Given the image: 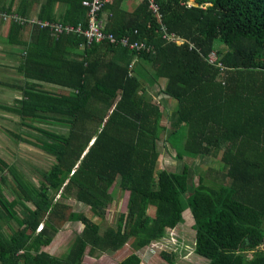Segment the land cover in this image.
<instances>
[{"label":"trees","instance_id":"16d2710c","mask_svg":"<svg viewBox=\"0 0 264 264\" xmlns=\"http://www.w3.org/2000/svg\"><path fill=\"white\" fill-rule=\"evenodd\" d=\"M36 1L0 0V15L8 16L0 17L2 37L21 47L16 69L22 76L21 84L6 83L20 94L1 107L37 131L36 146L54 160L35 185L0 157V264H82L86 254L126 243L131 253L112 264H140L136 251L181 223L187 208L193 251L205 264H264V0H155L160 18L146 0L131 11L122 8L125 0L105 4L104 29L143 41L147 48L138 50L87 45L75 33L56 36L49 27L18 22ZM81 2L42 0L37 16L85 26ZM56 4L63 6L57 14ZM165 31L184 42L166 40ZM210 52L221 66L207 62ZM160 78L161 92L175 100L168 124L143 86ZM35 122L59 123L67 132ZM162 134L175 158L219 154L222 169L209 178L198 174L196 184L186 163L178 171L158 169ZM115 182L128 192L126 212L103 230L63 202L73 198L103 219ZM66 220L81 230L63 255H52L43 248ZM160 254L176 264L172 254Z\"/></svg>","mask_w":264,"mask_h":264},{"label":"rangeland","instance_id":"374dc122","mask_svg":"<svg viewBox=\"0 0 264 264\" xmlns=\"http://www.w3.org/2000/svg\"><path fill=\"white\" fill-rule=\"evenodd\" d=\"M193 2L194 0L186 1L188 4H192ZM126 5L129 8L134 6V4L128 3ZM2 27L0 24V157L8 163L14 164L23 177L38 185L40 171L47 169L54 158L36 146L38 139L42 138L37 131L21 126L19 124V117L16 114L1 107L3 104H13L15 98H18L20 94L18 90L7 86L6 83L21 84L22 82V76L16 69L19 63L18 59L21 47L10 45L3 40ZM218 47L225 49L223 46ZM162 80V78L158 79L151 86H148L144 82L143 86L146 89L145 94L154 102L161 105L163 109L162 123L168 124V119L175 107V100L161 92L165 83ZM46 88L49 89L51 87L47 86ZM33 124L63 134L67 132V127L59 123L48 124L35 122ZM14 134H19L21 138H17ZM157 149L159 151L158 169L167 168L172 171H178L181 169L183 163H186L194 171L192 176L194 184L198 181V174L203 173V177L209 178L218 175L216 169H222L219 154L213 157L206 156L193 159L190 157H184L183 159L175 158L174 149L164 142V134L157 141ZM4 173L8 175L9 172L6 169ZM9 178L12 179L10 175H8ZM110 190L113 193V200L106 206L103 219L94 215L87 205L73 198L64 199L63 202L69 205L70 211L84 213L92 221L97 222L101 230H103L106 226L115 225L119 213L126 212L128 192L121 190L117 182L112 185ZM4 192L8 199L12 198L7 190H4ZM148 211L152 212V208L148 209ZM65 212H68V209ZM182 216L183 220L181 223L177 224L174 228H166L162 237L136 251L141 258L140 264H168L162 254H160L161 251L172 254L176 264L206 263L205 258L195 254L193 251V219L188 208L183 211ZM10 225L12 228L17 227L15 222H10ZM4 227L7 232L10 231L7 226L4 225ZM81 227L82 225L79 222L67 220L62 222L58 225V231L54 234L51 243L43 249L52 255H63L76 234L80 232ZM129 245V243H126L119 250L105 251L95 257L86 254L83 257L82 264H112L131 253L132 249ZM246 254L250 255L251 252H247Z\"/></svg>","mask_w":264,"mask_h":264},{"label":"built area","instance_id":"2783aa9c","mask_svg":"<svg viewBox=\"0 0 264 264\" xmlns=\"http://www.w3.org/2000/svg\"><path fill=\"white\" fill-rule=\"evenodd\" d=\"M111 1L112 0H82L81 4L87 10V21L85 26H82L81 24H77L76 26H73L68 24L66 25L53 24L49 22H42L41 26L49 27L55 35L61 33H75L77 35H80L83 37V39L85 40V44L87 45L93 42L95 43L108 42L112 44H120L122 46L135 50L142 48L146 49L147 47L143 41H129L125 36L117 37L112 32L106 31L104 29V23H102L100 19V12L103 6ZM146 1L148 8L157 16V18H160V13L158 11V5L156 1L155 0H146ZM163 36L166 40L173 41L177 44H181L182 42H184V39L181 38L179 35L175 34L174 32L165 31ZM215 59L216 58L214 52H210L206 56V60L208 63L213 65L217 64L218 66H221L220 63H215ZM41 228H42V224H38L36 227V231L41 230Z\"/></svg>","mask_w":264,"mask_h":264},{"label":"crops","instance_id":"0c3cea01","mask_svg":"<svg viewBox=\"0 0 264 264\" xmlns=\"http://www.w3.org/2000/svg\"><path fill=\"white\" fill-rule=\"evenodd\" d=\"M42 0H37L34 4H33V6H32V9H31V12H30V15H28L27 17V19H26V17L24 16V18L23 19H18V22H20L21 24H23L24 23V21H28L29 23H35V25H38L39 27H42L41 26V24H42V22H49V23H53V24H62V25H66V24H63L62 22H60V21H53V22H50V21H48V20H40L39 18H38V16H37V12H38V10H39V7H40V3L39 2H41ZM7 2H9V0H7ZM140 2V0H137V1H135V0H125L123 3H122V8H124L125 10H127V11H131V10H133L134 9V7L138 4ZM134 4V6H132L131 8H129V7H127V5L126 4ZM16 2H15V4H13V7L14 6H16ZM62 8H63V6L61 5V4H56V6H55V8H54V13H59L61 10H62ZM86 12H87V10H86ZM0 17L2 18V20L3 21H7V19H8V16L6 15V14H2V15H0ZM107 17H108V12L106 11V10H103V11H101V13H100V19H101V22L102 23H104L105 24V22L107 21ZM78 24H80V23H78ZM69 25V24H68ZM50 29V28H49ZM50 31H51V29H50ZM52 32V31H51ZM57 36V35H56ZM122 46V45H121ZM215 53V52H214ZM208 55V54H207ZM206 55V56H207ZM215 58H217L216 57V55H215ZM205 59H206V57H205ZM163 80L162 81H165V79L164 78H162Z\"/></svg>","mask_w":264,"mask_h":264}]
</instances>
